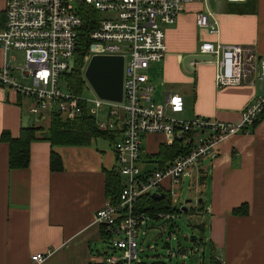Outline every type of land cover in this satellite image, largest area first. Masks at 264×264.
<instances>
[{
    "label": "crops",
    "instance_id": "crops-1",
    "mask_svg": "<svg viewBox=\"0 0 264 264\" xmlns=\"http://www.w3.org/2000/svg\"><path fill=\"white\" fill-rule=\"evenodd\" d=\"M199 10L212 14L215 33L197 26ZM203 40L241 44L252 61L263 58L264 0L185 4L176 22L166 27L164 58L140 71L152 83L156 101L164 100L168 92L182 96L179 119L202 116L236 122L246 103L264 90V80L249 67L241 83L217 87L211 59H194L192 69L186 70L184 56L200 52ZM13 51L9 53L14 55ZM5 60L0 48V64ZM14 61L10 63L15 75L19 68ZM29 103L28 96L0 86V135L8 131L17 137L31 120L43 129L38 135L47 130L50 118L30 114ZM165 141L161 135H146L145 155L155 154ZM8 152V144L0 141V264H33L36 253L46 255L38 264H106L103 256L108 250L93 220L107 200V175L115 167L110 141L97 138L86 145H51L39 139L31 143L30 162L24 168H10ZM51 152L61 160L60 169H51ZM189 177L196 201L203 199L189 205L201 225V264H264V117L249 133L224 138ZM242 204L247 205V214H234L232 210ZM130 264L165 263L158 259Z\"/></svg>",
    "mask_w": 264,
    "mask_h": 264
},
{
    "label": "built area",
    "instance_id": "built-area-1",
    "mask_svg": "<svg viewBox=\"0 0 264 264\" xmlns=\"http://www.w3.org/2000/svg\"><path fill=\"white\" fill-rule=\"evenodd\" d=\"M193 1L197 0H3L0 8V48L6 58L0 64V86L28 96V112L36 117L50 118L53 111L69 120L92 115L100 129L115 134L111 145L121 187L115 200L107 199L93 220L109 234L110 251L103 256L106 264L137 261L139 232L142 224L152 219L136 210L141 198L162 191L176 204L177 200L172 199L178 197L174 189L182 183L184 173L192 176L198 172L200 164L224 138L249 133L264 113V90L246 103L236 122L202 116L181 120L177 116L183 102L179 93L168 92L162 101L153 98V85L140 71L164 58L166 27L174 24L184 5ZM85 6L96 12V19L88 30L90 43L84 55V68L93 54L123 55L120 101L97 94L88 100L82 92L68 88L64 73L72 65L84 25ZM211 15L207 10H199L195 22L215 33L217 26ZM10 50L24 53V61L18 66L22 69L21 80L12 72L10 62L16 57ZM199 51L211 56L217 87L241 83L249 67L259 80H264V57L252 61L248 48L241 44L203 40ZM26 79L29 84L22 81ZM94 106L97 110L105 107L102 122L96 118ZM148 134L163 136L166 144L180 141L187 150L156 168L142 148ZM163 216L156 213V218ZM45 257L36 253L31 260L38 264Z\"/></svg>",
    "mask_w": 264,
    "mask_h": 264
},
{
    "label": "trees",
    "instance_id": "trees-1",
    "mask_svg": "<svg viewBox=\"0 0 264 264\" xmlns=\"http://www.w3.org/2000/svg\"><path fill=\"white\" fill-rule=\"evenodd\" d=\"M84 25L80 32V38L76 51L73 56L72 65L69 70L65 71L64 77L67 80L68 88L73 92H82V86L85 82L83 69H84V55L88 51L90 39L88 37V30L93 27L94 20L96 19V12L90 7H83ZM264 117V113L255 121L256 123ZM252 127V129H253ZM251 129V130H252ZM43 130L41 127H36L34 123H29L22 126L17 137H12L8 131H3L0 135V141L8 144V164L10 168H24L30 162V147L33 141L42 139L50 142L51 145H86L91 140L97 138H104L110 143L115 139V134L111 131L100 129L96 123V119L92 115L84 114L75 119H63L56 111L50 114V121L47 130L41 135L37 131ZM187 147L183 146L180 141H174L171 144L160 143L158 151L155 154H147L145 157L156 164V168L162 166L172 158L185 153ZM51 169H60L62 167L61 160L58 155L51 152L50 156ZM107 199L114 201L121 187V177L118 171L113 168V171L107 175ZM161 193H163L161 191ZM163 199H155L151 196L141 198L137 205L136 210L143 212L150 216L152 219L156 218V213L166 214L172 212V201L167 193H163ZM195 209L189 207L187 212ZM165 211V212H164ZM186 212V213H187ZM234 214L245 215L247 214V205L241 206L232 210ZM201 230V225H196ZM101 237L107 243L109 234L100 230ZM210 264H216L212 262Z\"/></svg>",
    "mask_w": 264,
    "mask_h": 264
},
{
    "label": "rangeland",
    "instance_id": "rangeland-1",
    "mask_svg": "<svg viewBox=\"0 0 264 264\" xmlns=\"http://www.w3.org/2000/svg\"><path fill=\"white\" fill-rule=\"evenodd\" d=\"M2 5L3 0H0V8ZM13 54L17 57L14 61V65L20 67L24 61V53L15 50L13 51ZM21 70L15 69L14 71L19 80L22 79ZM22 81L25 84H29L30 82L29 79ZM82 96L88 100H92L96 96V92L86 79L82 86ZM89 103L90 106H92L90 101ZM94 108L97 110L95 106ZM105 113L106 109L102 106L99 110L95 111L94 114L96 118L102 122ZM181 118H184V116ZM43 121L47 122L48 120L47 118H43ZM148 166L151 167L150 164H148ZM188 174V172L184 173L182 176V183L174 189L178 197H172L173 200H177V203L172 204L171 206L173 211L164 214L162 218L157 220H148L147 229L146 223L142 224V230L139 232L137 238V261L147 262L149 260L157 261L158 259H161L165 264H201L204 248L202 246L203 241L200 240H203V238L201 231L195 227L199 224V220H197L196 215L191 214V212L186 213L180 210L187 199L196 200L194 184L193 187H191V185L189 187L190 177ZM192 236H196L197 239L192 240ZM115 238L116 236L114 239ZM103 246L105 251H110L108 243L103 242ZM200 247L201 249L199 250ZM208 256L209 253L206 250V256H204L206 261Z\"/></svg>",
    "mask_w": 264,
    "mask_h": 264
},
{
    "label": "water",
    "instance_id": "water-1",
    "mask_svg": "<svg viewBox=\"0 0 264 264\" xmlns=\"http://www.w3.org/2000/svg\"><path fill=\"white\" fill-rule=\"evenodd\" d=\"M194 59L210 60L209 54L203 53H189L186 54L182 60L183 67L186 70H191L190 61ZM123 66L124 58L121 54H93L83 71L85 79L92 86L96 94L102 98L120 101L122 99L123 88ZM33 120L30 121L32 123ZM155 199H163V193H152ZM202 198L197 201L194 199H187L181 207L182 212H187L188 205L201 203ZM191 239L196 240V236Z\"/></svg>",
    "mask_w": 264,
    "mask_h": 264
}]
</instances>
